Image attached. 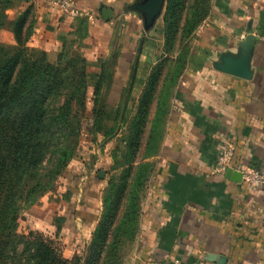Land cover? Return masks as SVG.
I'll list each match as a JSON object with an SVG mask.
<instances>
[{
    "label": "crops",
    "instance_id": "0c3cea01",
    "mask_svg": "<svg viewBox=\"0 0 264 264\" xmlns=\"http://www.w3.org/2000/svg\"><path fill=\"white\" fill-rule=\"evenodd\" d=\"M0 1L7 23L30 10L33 31L26 46L44 51L50 63L84 28L80 52L89 85L117 53L112 86L140 95L151 68L165 56L163 37L154 51L142 37L139 17L124 11L133 0H71L83 12L80 17L64 15L54 0ZM102 9L111 13L103 17ZM249 38L250 77L221 71ZM137 40L143 44L134 53ZM0 41L13 42L8 27L0 30ZM131 56L130 69L123 60L129 57L128 63ZM118 95L117 101L123 97ZM162 109L157 150L147 158L155 173L141 196L137 232L124 264H181L221 256L225 264H264V189L216 171L217 154L226 145L233 148L232 166L264 167V0H214ZM99 206L101 211L102 199Z\"/></svg>",
    "mask_w": 264,
    "mask_h": 264
},
{
    "label": "trees",
    "instance_id": "16d2710c",
    "mask_svg": "<svg viewBox=\"0 0 264 264\" xmlns=\"http://www.w3.org/2000/svg\"><path fill=\"white\" fill-rule=\"evenodd\" d=\"M189 2L165 1L162 14L165 56L151 68L130 122L125 141L129 166L123 170L117 186L109 182L111 190L102 197V213L90 242L68 259L61 256L58 245L49 237L32 231L26 235L17 233L16 211L19 200L41 194L43 183L49 185L53 175H57L72 157L71 135L67 130H75L72 104L83 107L86 99V61L80 54L67 61L68 54L63 51L52 64L44 51L29 50L26 42L33 31L28 23L30 10L7 23L0 1V30L8 27L15 39L10 46L0 41V264H109L123 258L118 254L120 234L126 230L132 241L136 226L135 222L134 225L129 222L135 221L140 208V202L133 203L134 191L127 195L129 205L123 210L124 199L151 105L156 99L147 147L153 141L170 88L187 62L189 50L182 42L192 37L210 11L208 7L205 11L194 10ZM81 31L84 37V28L77 34ZM177 41L179 48L175 49ZM76 62L77 67L74 66ZM104 69L103 64L93 85V97L102 86ZM154 153L148 151L146 158ZM45 179L47 181L43 182ZM135 183H140L139 178Z\"/></svg>",
    "mask_w": 264,
    "mask_h": 264
},
{
    "label": "rangeland",
    "instance_id": "374dc122",
    "mask_svg": "<svg viewBox=\"0 0 264 264\" xmlns=\"http://www.w3.org/2000/svg\"><path fill=\"white\" fill-rule=\"evenodd\" d=\"M213 3L214 0H208L207 3L206 0H190L189 2L190 7L192 6V9L197 11H203V9L205 11L207 7L211 11ZM163 34L161 15L154 28L145 35L142 33V37L143 39L145 38L144 40L151 42L154 51H159V44ZM82 37L83 32L81 31L68 44L65 50L68 54L67 61L73 59L77 54L81 55L80 50L83 47ZM193 41L194 34L182 44H186V48L190 51ZM14 42L13 36L12 43H2L10 46ZM179 42L181 43V41ZM142 44V41L138 42L137 40L132 47V51L136 53V50ZM177 48H179L178 41L175 45V49ZM116 57L117 53L113 58L114 60L112 59L111 62L104 64L102 86L98 94L93 97L94 84L89 85L87 77L88 88L83 107L79 106L78 103L72 104L71 112L75 117L76 123H73L75 130H67V133L71 135L69 142L73 148L72 157L67 165L57 175H53L49 185L43 183L47 179L42 182L44 190L41 194L30 195L27 200L22 198L17 202V233L26 235L29 231H32L49 237L58 245L63 258L70 259L75 251L79 253L90 242L94 231L93 229V231L89 232L91 225L102 213V210H99V199H102L105 193L111 190L109 189V182H111L112 186L118 185L120 175L129 166L127 162L129 155L125 141L128 139L130 122L137 111L139 94L136 91H128V87H119L117 83L112 86V65L115 63ZM127 58L129 57H125L123 62L129 65L131 69L135 58L131 56L128 63L125 60ZM55 60L52 61V64L55 63ZM77 63L74 66L77 67ZM118 79H121V77H118ZM120 93L123 97L117 101ZM155 103L156 99L151 105L142 143L134 160L123 210L125 206L129 205L126 197L131 191H134L135 196L134 201L132 200L133 203L137 204L140 202L141 196L145 192L148 178L155 173L152 161L147 160L148 157L146 158L148 151L155 152L157 149V130L154 132L152 143L148 147L146 144L150 123L155 114ZM97 120H101V123L96 124ZM100 171L104 173L103 178H98ZM138 178L139 184L135 183ZM138 213L135 221L129 222L130 225H134L135 222V235L138 225ZM124 228L128 230L127 226ZM135 235L131 241L126 230H122L118 240V254L120 256L123 255V258L118 261L114 259L109 264H112V262H116V264L125 263V258L131 249Z\"/></svg>",
    "mask_w": 264,
    "mask_h": 264
},
{
    "label": "water",
    "instance_id": "95a60500",
    "mask_svg": "<svg viewBox=\"0 0 264 264\" xmlns=\"http://www.w3.org/2000/svg\"><path fill=\"white\" fill-rule=\"evenodd\" d=\"M166 0H134L130 4L124 6L125 12L135 13L141 22L142 33L145 35L149 33L156 25L158 19L161 17ZM111 13L109 9H102V16L107 17ZM252 44V39L245 41V46L242 48L241 53L235 60H226L220 67V70L240 78L248 79L250 77L247 70V59L249 54V48ZM225 176L231 178L236 182H240V173L227 169ZM104 173L100 171L98 178H103ZM209 261H216L219 264H225L224 257H215L213 259H207Z\"/></svg>",
    "mask_w": 264,
    "mask_h": 264
},
{
    "label": "built area",
    "instance_id": "2783aa9c",
    "mask_svg": "<svg viewBox=\"0 0 264 264\" xmlns=\"http://www.w3.org/2000/svg\"><path fill=\"white\" fill-rule=\"evenodd\" d=\"M54 4L64 15L68 17H80L83 15L71 0H54ZM233 156V148L226 145L221 148L217 154L216 171L219 174H224L227 169L231 168L240 173V182L253 188L264 189V167L253 168L249 166L235 167L232 166L231 160ZM181 264H219L216 261L199 260L191 263Z\"/></svg>",
    "mask_w": 264,
    "mask_h": 264
}]
</instances>
